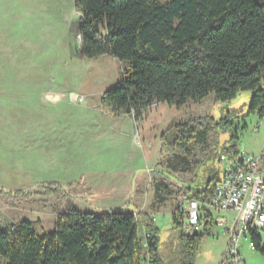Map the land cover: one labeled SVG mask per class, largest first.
I'll list each match as a JSON object with an SVG mask.
<instances>
[{
	"label": "trees",
	"instance_id": "16d2710c",
	"mask_svg": "<svg viewBox=\"0 0 264 264\" xmlns=\"http://www.w3.org/2000/svg\"><path fill=\"white\" fill-rule=\"evenodd\" d=\"M74 6L81 14L79 57H110L125 65L116 86L101 97L109 115L128 114L139 123L153 105L179 110L210 95L227 102L250 91L246 114L264 118V0H74ZM217 126L213 118H195L161 135L160 154L180 162L166 166L176 176L149 171L156 202L212 198L220 155L238 152L236 134L222 150L212 147ZM38 188L48 198L62 190L55 184ZM16 195L22 200L36 196ZM0 196L15 198L2 189ZM182 222L175 208L176 248L166 247L164 255L161 233L149 215L137 218L121 209L80 213L68 205L51 233L38 235L28 221L1 229L0 257L7 264H195L212 224L203 223L202 234L186 236ZM251 243L264 258L263 240L252 235Z\"/></svg>",
	"mask_w": 264,
	"mask_h": 264
},
{
	"label": "rangeland",
	"instance_id": "374dc122",
	"mask_svg": "<svg viewBox=\"0 0 264 264\" xmlns=\"http://www.w3.org/2000/svg\"><path fill=\"white\" fill-rule=\"evenodd\" d=\"M80 21L81 14L75 9L74 0H0V189L15 196L14 199L0 196V230L28 221L35 223L38 235L51 233L57 217L65 213L68 205L80 213L92 214L123 208V211L133 210L131 213L137 218L138 214L153 216L154 226L161 233V251L166 255V247L176 248L171 216L177 202L176 199L164 203L154 200L151 184L154 176L149 171L167 170L176 176L166 166H178L180 161L160 154L161 135L172 126L210 117L218 125L212 146L217 152L228 146L230 138L236 134L239 151L260 156L264 153V118L246 114L252 96L250 91L240 92L227 102H216L210 95L199 102L189 101L179 110L164 104L153 105L144 113L135 135L140 144L130 138L136 156L143 153L136 164L144 166L142 172L135 173V177L144 175V182L135 188L130 205L122 204L124 200L119 195L107 192V182L106 185L96 183L97 187L91 188L88 174L92 168L108 171L109 165H104V160L113 154L121 159V138L115 131L105 134L109 142L102 144L104 140H99L97 145L92 142L96 143L95 130L99 123L103 121L112 126L114 118L118 117L103 110L101 97L116 86L125 65L110 57L80 58ZM38 135L56 139L61 146L55 142L48 144L60 149L50 152L49 166L40 173L39 167L36 169L37 156L30 145ZM101 147L105 152L97 153ZM48 156L49 153L41 154L40 159ZM63 163L69 168L65 169ZM128 164L126 170L131 167ZM57 166L60 169H56ZM120 166L114 181L128 174ZM50 173L81 176L83 181L67 186L52 183L62 190L51 198L43 196L44 190L38 188L45 184L28 185ZM66 175L61 176L65 179ZM134 182L137 185L140 180ZM17 193L36 196L22 200ZM206 210L214 220L218 217L215 211ZM233 217V212L227 213L230 221ZM138 224L139 236L145 240L143 227ZM203 231L201 228L199 234ZM261 238L264 242V233ZM226 243L227 236L222 234L221 228L212 225L201 241L195 264H220ZM241 245L246 264H264V258L257 251H251L250 239ZM0 264L7 262L0 257Z\"/></svg>",
	"mask_w": 264,
	"mask_h": 264
},
{
	"label": "built area",
	"instance_id": "2783aa9c",
	"mask_svg": "<svg viewBox=\"0 0 264 264\" xmlns=\"http://www.w3.org/2000/svg\"><path fill=\"white\" fill-rule=\"evenodd\" d=\"M219 160L221 173L212 198L187 201L180 196L176 199L177 213L183 218L182 230L186 236L199 233L205 222L221 228L227 243L220 264H246L241 255V244L246 243L243 231H250L259 238L264 233L263 155L254 156L238 150L235 155L224 152ZM207 208L218 214L215 220ZM229 212L235 214L231 221L227 218ZM256 248L255 243V250L251 251Z\"/></svg>",
	"mask_w": 264,
	"mask_h": 264
},
{
	"label": "crops",
	"instance_id": "0c3cea01",
	"mask_svg": "<svg viewBox=\"0 0 264 264\" xmlns=\"http://www.w3.org/2000/svg\"><path fill=\"white\" fill-rule=\"evenodd\" d=\"M141 122V121H140ZM139 123H135L133 117L131 115L128 114H122L119 115L118 117H115L113 120V125L111 126L110 124H104L103 121L101 123H99L96 126V130H95V137H96V143L92 142L93 144L97 145L99 140H104L102 142V144L105 141L109 140H105L106 138L108 139V137H105L109 135V134H114L115 131V135H118L121 138V150L119 151L121 153V159H116L114 157V154L108 158V160H104L103 164L104 165H109L108 166V171H98L97 168H92L89 171L90 177H91V183L90 187H97V185H106L107 182V186L105 188V190L107 192L110 193H114L119 195L120 197H122V201L124 200V203L126 205V202L131 203V201L133 200V195H134V191L135 188H137L138 186L142 185L144 182V175H140L135 177V173L138 172H142V169L144 166H142V164L138 165L136 164V160L137 158H141L143 157V153H139V156H136L135 150H134V146L131 144L130 142V138H133V140L135 141V143L137 142L135 140V135L136 133H138V127H139ZM111 130V132H110ZM113 130V131H112ZM139 136V134H137ZM141 135V134H140ZM137 136V138H138ZM55 140V141H52ZM114 140H115V136H114ZM55 142V145L60 146V142H58V140L56 139H51L49 137H42L40 135H38V137H34L33 140L31 141L30 145L32 147V153H35L37 156V166L36 169L39 167V172L40 170L43 171L45 170L44 167H48L49 166V162H50V152H53L56 149H60L57 148V146L54 148H51V145H48L49 143ZM91 144V143H90ZM136 144H140V143H136ZM98 147V146H97ZM64 151L66 150L65 147L63 148ZM101 150L100 152L104 153L105 149L103 147H101V149L97 150L98 151ZM49 151V152H47ZM63 152V151H62ZM47 154L49 153V156L45 159L41 158L40 159V155L39 154ZM60 153V152H59ZM114 153H116V150H114ZM263 154V153H262ZM102 156V155H101ZM49 162H48V161ZM108 162V163H107ZM131 164L130 169L127 168V170L125 169V167H128L129 164ZM121 164L120 168H122V170L124 169L125 172H127L128 174H122L118 179H116L114 181V175L115 178L119 175L118 173V165ZM48 165V166H47ZM63 167L65 169L69 168L65 163H63ZM33 168H35V161L33 164ZM33 168L31 167L32 173H34L35 171H33ZM56 169H60L58 166ZM61 175H66V174H61ZM59 176V174H47L46 177L45 176H40L39 180H35V183L30 185L29 182V186L30 187H34L37 185H41V184H52V183H56V184H62L63 186H67V185H72L75 183H78L79 181L82 180V177L80 176L78 177H69V176H65V179L63 176ZM140 178V179H139ZM135 179L136 180H140V182L135 185ZM83 181V180H82ZM134 182V183H133ZM97 183V185H96ZM113 183V184H112ZM121 203V202H120ZM123 210V208H117V210ZM133 211V210H132ZM131 211V212H132ZM125 213H131L129 212V210L125 211ZM150 217L153 219V216L150 215ZM154 220V219H153Z\"/></svg>",
	"mask_w": 264,
	"mask_h": 264
},
{
	"label": "bare ground",
	"instance_id": "6f19581e",
	"mask_svg": "<svg viewBox=\"0 0 264 264\" xmlns=\"http://www.w3.org/2000/svg\"><path fill=\"white\" fill-rule=\"evenodd\" d=\"M249 235L252 236L253 233L250 232V231H243V239H244L245 241H248V239L251 240V237L249 238ZM251 247H252V249L254 250V245H253L252 243H251ZM252 249H251V250H252Z\"/></svg>",
	"mask_w": 264,
	"mask_h": 264
},
{
	"label": "water",
	"instance_id": "95a60500",
	"mask_svg": "<svg viewBox=\"0 0 264 264\" xmlns=\"http://www.w3.org/2000/svg\"><path fill=\"white\" fill-rule=\"evenodd\" d=\"M80 41H81V38H80Z\"/></svg>",
	"mask_w": 264,
	"mask_h": 264
}]
</instances>
